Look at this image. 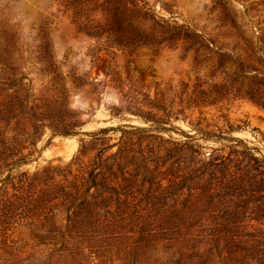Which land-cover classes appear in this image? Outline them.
<instances>
[{
	"label": "rangeland",
	"instance_id": "1",
	"mask_svg": "<svg viewBox=\"0 0 264 264\" xmlns=\"http://www.w3.org/2000/svg\"><path fill=\"white\" fill-rule=\"evenodd\" d=\"M263 47L264 0H0V186L8 174H31L50 161L67 163L83 138L53 136L38 122H8L15 92L27 107L57 109L54 103L64 100L83 124L79 134H122L130 131L124 126L149 128L143 121L148 115L165 119L172 104L173 114L181 110L183 84L198 78L207 90L222 83V77H206L217 58L207 63L206 48L227 56L228 64L249 55L263 58L261 65L250 64L264 71ZM177 116L162 125L168 132L149 134H215L242 140L264 157V111L245 100L185 110V122ZM198 143L205 152L219 146ZM12 151L17 157L6 160ZM23 157L27 163L13 165ZM29 222L20 216L11 221L4 240L20 264H42L55 248L36 245ZM147 248L83 253L89 257L85 264L173 261V250Z\"/></svg>",
	"mask_w": 264,
	"mask_h": 264
},
{
	"label": "trees",
	"instance_id": "2",
	"mask_svg": "<svg viewBox=\"0 0 264 264\" xmlns=\"http://www.w3.org/2000/svg\"><path fill=\"white\" fill-rule=\"evenodd\" d=\"M206 50L207 63L217 56L206 77H222V83L207 90L198 78L183 84L182 109L173 114L172 104L166 120L148 115L143 121L149 128L79 134L83 124L64 100L51 109L27 107L18 92L11 96L8 122H38L53 136L83 138L67 163L50 161L31 174H8L1 181L2 264H20L4 240L18 216L31 220L27 226L36 245L55 248L42 264H85L84 249L99 255L115 246L136 252L163 246L173 250L171 264H264V157L258 150L215 134H149L168 132L162 125L177 121V115L185 122V110L222 101L245 100L264 111V71L250 64L261 65L263 58L249 55L228 64L227 56ZM200 140L219 146L205 152ZM15 155L12 151L6 160ZM25 163L23 157L13 165Z\"/></svg>",
	"mask_w": 264,
	"mask_h": 264
}]
</instances>
